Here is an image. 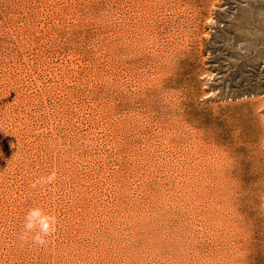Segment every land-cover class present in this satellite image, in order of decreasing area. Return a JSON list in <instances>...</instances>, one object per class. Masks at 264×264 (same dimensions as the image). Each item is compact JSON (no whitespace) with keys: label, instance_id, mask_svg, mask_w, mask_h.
Instances as JSON below:
<instances>
[{"label":"rangeland","instance_id":"374dc122","mask_svg":"<svg viewBox=\"0 0 264 264\" xmlns=\"http://www.w3.org/2000/svg\"><path fill=\"white\" fill-rule=\"evenodd\" d=\"M222 151L264 248V0H0V264H239Z\"/></svg>","mask_w":264,"mask_h":264},{"label":"bare ground","instance_id":"6f19581e","mask_svg":"<svg viewBox=\"0 0 264 264\" xmlns=\"http://www.w3.org/2000/svg\"><path fill=\"white\" fill-rule=\"evenodd\" d=\"M242 122H243V125L240 127V132L242 134H244V131L247 129V127H246V123L244 121H242ZM223 148H225V147H223ZM223 151H222V153H223V170L222 171H223V174L228 177V178L226 177L228 180H229V178L231 179L229 181H231L232 185L230 183H228V184L230 186H233V190L227 192V195L229 198H230V196L233 198L231 200H232V203L234 204V206L236 205V206L240 207L242 210L241 212H244L246 214L247 213L246 210L248 208L247 202L251 198V196L254 194V189H252L250 187V179H251V176L254 173L255 169L253 168V166L250 167L249 165H248V169H247L244 167L245 164L243 166L242 165L240 166L238 164L239 166L237 168H232L231 167V158L232 157L230 158V156L228 154L229 152H223ZM226 151H227V148H226ZM228 151H230V150H228ZM240 158L241 157H239V159ZM243 161H241V162H243ZM234 163H235V161H234ZM221 177H223V176H221ZM222 180H224V179H222ZM226 182L224 183L225 184L224 186L226 188H228L227 187L228 184L226 185ZM186 186H188V184ZM237 213L241 215V213H239V211H237ZM259 224L255 220V218L249 216V214L247 213V217L244 218L243 223H242V230H243V233L246 237V240H245L246 242L244 243V245L242 247V252L240 254L239 264H264V253H262V250H264V248L261 247L262 242H261L260 238L262 236H260V229H259L260 225Z\"/></svg>","mask_w":264,"mask_h":264},{"label":"clouds","instance_id":"9594fccd","mask_svg":"<svg viewBox=\"0 0 264 264\" xmlns=\"http://www.w3.org/2000/svg\"><path fill=\"white\" fill-rule=\"evenodd\" d=\"M56 172L53 171L46 178L41 177L34 181L30 186L36 188L37 185L44 186L51 184L56 180ZM58 228L57 217L47 213L40 207L31 208L26 216L24 230L21 234V240L39 246H45L48 243V238L54 236Z\"/></svg>","mask_w":264,"mask_h":264}]
</instances>
